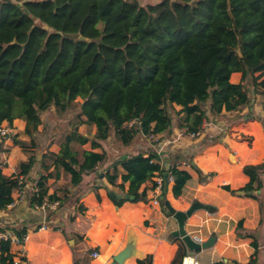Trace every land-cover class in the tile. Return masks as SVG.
I'll return each instance as SVG.
<instances>
[{"label": "trees", "instance_id": "obj_1", "mask_svg": "<svg viewBox=\"0 0 264 264\" xmlns=\"http://www.w3.org/2000/svg\"><path fill=\"white\" fill-rule=\"evenodd\" d=\"M141 1L0 0V127L14 129L16 121L24 122L29 138L13 137L28 157L16 175H7L0 163V211L15 202L18 177L34 181L29 176L37 166L31 205L64 204L70 186H83L85 177L109 162L106 144L124 151L140 138L157 144L159 136L175 129L201 133L209 115L241 118L255 98L264 99V0ZM234 74H241L240 82L232 81ZM51 112L57 122L50 141L47 128H39L42 115ZM55 144L59 150L51 151ZM165 173L179 198L189 172L164 164L155 152L117 157L105 169V179L120 190L123 198L114 202L121 206L149 202L146 184L154 189L155 179ZM243 173L249 181L241 191L259 200L264 162L245 166ZM62 178L68 185L51 193L50 180ZM80 199L81 193L76 203ZM12 232L27 235L26 229ZM11 247L9 240L0 241V264H15ZM257 255L248 264H257ZM187 256L181 243L171 264H182Z\"/></svg>", "mask_w": 264, "mask_h": 264}, {"label": "crops", "instance_id": "obj_2", "mask_svg": "<svg viewBox=\"0 0 264 264\" xmlns=\"http://www.w3.org/2000/svg\"><path fill=\"white\" fill-rule=\"evenodd\" d=\"M233 76H239L235 83L240 82L241 74ZM263 100L255 98L241 113V118L236 113H227L221 119L209 115L205 131L199 138H191L186 132L175 129L167 136H159L157 144L140 138L132 149H115L106 165L96 174L85 177L83 186H70L69 199L64 204L57 201L59 205L55 208L43 209L30 203L31 186L40 177L41 169L37 166L29 176L35 180L27 182L24 179V195L19 196L17 191L15 205L0 211V229L27 230L24 243L12 245V253L17 254V258H26L21 264H110L116 254L133 243L135 256L125 264L149 260L152 264H171L183 242L173 237L178 223L162 207L164 188L156 193L149 182L146 184L149 202L127 201L117 206L110 192L122 194L105 179V169L117 157L155 152L161 162L175 163L191 176L179 198L174 197L173 182L169 180L165 198L172 207L185 212L193 203L204 206L185 225L187 233L200 236L203 242L215 236L213 246L195 254L199 264L222 261L248 264L256 251L257 264H264V187L256 194L259 200L240 194L249 181L243 168L264 162ZM16 127L14 136L18 133ZM24 127L25 123L21 122L23 132ZM20 138L29 140L28 137ZM12 139L0 136V163L6 165L4 172L10 176L17 174L20 162L28 160ZM58 149L56 145L54 151ZM50 184L53 193L64 189L68 182L62 178L50 180ZM94 185L101 188L91 189ZM80 193L81 199L76 203ZM42 226L46 229H41ZM94 253L99 255L95 259ZM89 257L92 263L88 262Z\"/></svg>", "mask_w": 264, "mask_h": 264}, {"label": "water", "instance_id": "obj_3", "mask_svg": "<svg viewBox=\"0 0 264 264\" xmlns=\"http://www.w3.org/2000/svg\"><path fill=\"white\" fill-rule=\"evenodd\" d=\"M83 40V38H81ZM42 153L41 151L38 152L36 160L37 161H41V157ZM164 180H165V187H164V191L162 193L163 200L162 203L166 206V208L169 210V212L173 215L174 219L177 221L178 223V230L175 231L173 233V237H175L178 240H181L186 247L188 248V254L189 256H194L197 251H202L205 249L210 248L211 246H213L214 241H215V236L211 237L208 241L206 242H202V243H197L194 238L192 237V235H190L189 233H187L186 229H185V225H186V221L193 216V214L199 210V209H203L204 206L200 203H193V205L187 210V211H176L172 205L170 204V202L168 200H166L165 198V194L168 191V184H169V177L168 174L165 173L164 175ZM240 194H244V192L240 193ZM110 197L117 201L121 198H123L122 195H117L114 192H110ZM125 198L128 200H133V198H130L128 196H125ZM133 243L128 244L122 251H120L118 254H116L113 259L112 262L110 264H125L126 261H128L129 259L133 258L135 256V252H134V248H133Z\"/></svg>", "mask_w": 264, "mask_h": 264}, {"label": "built area", "instance_id": "obj_4", "mask_svg": "<svg viewBox=\"0 0 264 264\" xmlns=\"http://www.w3.org/2000/svg\"><path fill=\"white\" fill-rule=\"evenodd\" d=\"M204 129L206 128V122L204 123L203 125ZM201 133L198 132V133H191L189 134V136L191 138H198L200 137ZM0 136L4 139H8V138H11L14 136V130L6 125H2L0 127ZM24 176H19L18 177V182H19V186H20V189L18 190V193H19V196L21 195H24L25 191H26V187L24 188L23 187V184H24ZM155 182H156V186L155 188L153 189L154 192L156 193H160L162 190H163V187L165 185V180L163 177H157L155 179ZM36 183H37V180L32 184L31 186V191L34 192L36 189ZM158 203V200H155V204ZM15 205V202L13 204H11L9 207H13ZM59 205V202H53V203H50L48 201L44 202V204L41 206V208H49V207H56ZM41 229H46V226H42ZM194 238V240L197 242V243H202L203 240L201 239L200 236H192ZM25 237L23 238H19L14 232H11V231H3L0 233V241L1 240H9L11 242L12 245H17V246H20L24 243L25 241ZM23 253H19V255H22ZM99 255L97 253H94L93 254V258H97ZM15 264H21V260L19 258H17V260L15 261ZM182 264H199V261L198 259L196 258V256H187L184 258Z\"/></svg>", "mask_w": 264, "mask_h": 264}, {"label": "rangeland", "instance_id": "obj_5", "mask_svg": "<svg viewBox=\"0 0 264 264\" xmlns=\"http://www.w3.org/2000/svg\"><path fill=\"white\" fill-rule=\"evenodd\" d=\"M156 1H159V0H143V1H141V3L144 5V4H146L147 2L149 3V2H156ZM104 26V24L103 23H100L99 25H98V27L99 28H102ZM238 77L239 76H233L232 77V81L234 82V81H236L237 79H238ZM80 104H81V100H76V102H75V105L76 106H80ZM42 119H43V121H44V123H42V125L40 126V128H39V131H42V129H44V128H47V139L46 140H49L50 139V141H51V139H53L55 136H53V125L57 122V119L55 118V115H54V112H51V113H45V114H43L42 115ZM215 119H219V118H215ZM222 120H224V119H222ZM214 123H217V121H215ZM15 125H17V127H16V130L18 129V133H17V135L16 136H18V138L19 139H21L20 137H25V138H27V136L24 134V132L22 131V128H21V122H19V121H16L15 122ZM183 132H185V130H182ZM204 131H205V129L203 130V132H201V135L200 136H202V134L204 133ZM55 132V131H54ZM81 132L82 133H84L85 132V129L84 128H82V130H81ZM56 133V132H55ZM58 134H59V132H57ZM46 136V135H45ZM14 137V136H13ZM13 137H11V138H13ZM2 138V137H1ZM199 138V137H198ZM4 139V138H3ZM158 139V138H157ZM13 140V139H12ZM144 140H149L151 143H153V139L152 138H144ZM44 142H46V143H49V142H47V141H45V140H43ZM155 141V140H154ZM46 143H44V145L46 144ZM56 149V145H54V146H52L51 147V151H54ZM86 149H90V145H87L86 146ZM105 149H107V150H109V154L110 155H112V153H115V148H114V145H113V143L112 142H110L109 144H106L105 145ZM59 150V149H58ZM41 153H43V151L41 152ZM42 157V156H41ZM42 159V158H41ZM88 261L89 262H91L92 263V261L93 260H91V258L89 257L88 258Z\"/></svg>", "mask_w": 264, "mask_h": 264}]
</instances>
